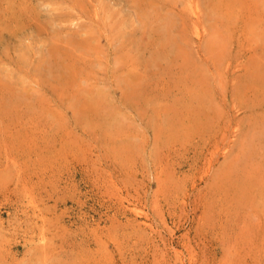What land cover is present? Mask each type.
<instances>
[{
  "label": "rangeland",
  "instance_id": "obj_1",
  "mask_svg": "<svg viewBox=\"0 0 264 264\" xmlns=\"http://www.w3.org/2000/svg\"><path fill=\"white\" fill-rule=\"evenodd\" d=\"M187 2L0 0V264H264V0Z\"/></svg>",
  "mask_w": 264,
  "mask_h": 264
},
{
  "label": "bare ground",
  "instance_id": "obj_2",
  "mask_svg": "<svg viewBox=\"0 0 264 264\" xmlns=\"http://www.w3.org/2000/svg\"><path fill=\"white\" fill-rule=\"evenodd\" d=\"M232 1L233 0H188L187 4H188L189 11L192 13V15H193L192 17L194 18V19H192V25L195 26V29H198L197 25L201 21L203 14L205 13L203 9H205V11L207 12V15H208L207 18L209 19V21L210 20H212L213 22L215 21L214 25L224 26L225 24L232 23L233 20L230 16L231 14L230 13L228 14V12H230L229 9L234 8V10H237V8L239 7L238 3L232 2ZM231 5H234V6H231ZM169 19L170 18L163 19V23H164L163 25L164 26H166V21ZM167 24L172 25L171 27H173L174 21L168 22ZM160 27H162V26H160ZM176 27H177V25L174 26L173 28H176ZM42 241H44V239ZM39 264H40V262H39Z\"/></svg>",
  "mask_w": 264,
  "mask_h": 264
}]
</instances>
